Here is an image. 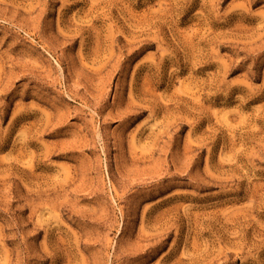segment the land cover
<instances>
[{
	"label": "rangeland",
	"instance_id": "374dc122",
	"mask_svg": "<svg viewBox=\"0 0 264 264\" xmlns=\"http://www.w3.org/2000/svg\"><path fill=\"white\" fill-rule=\"evenodd\" d=\"M0 264H264V0H0Z\"/></svg>",
	"mask_w": 264,
	"mask_h": 264
}]
</instances>
